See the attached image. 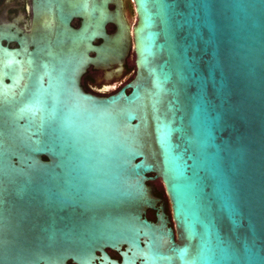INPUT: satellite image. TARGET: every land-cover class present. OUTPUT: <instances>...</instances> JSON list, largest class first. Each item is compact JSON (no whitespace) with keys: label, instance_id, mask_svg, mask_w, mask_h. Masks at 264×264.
<instances>
[{"label":"water","instance_id":"water-1","mask_svg":"<svg viewBox=\"0 0 264 264\" xmlns=\"http://www.w3.org/2000/svg\"><path fill=\"white\" fill-rule=\"evenodd\" d=\"M132 2L34 0L0 43V264H264V0Z\"/></svg>","mask_w":264,"mask_h":264},{"label":"flooded vegetation","instance_id":"flooded-vegetation-1","mask_svg":"<svg viewBox=\"0 0 264 264\" xmlns=\"http://www.w3.org/2000/svg\"><path fill=\"white\" fill-rule=\"evenodd\" d=\"M33 1L34 0H0V43L2 45L9 48H16L18 47V43L15 41V37H20L30 31L33 17ZM129 1L133 5L132 0ZM127 2L128 0H122L125 15ZM110 8H114V5H110ZM71 24L77 27L79 25V19H72ZM112 30L113 26L109 25L108 31L110 32ZM131 55L132 52L126 58L121 69H117L116 66H110L106 69H97L93 66H89L80 80V85L83 90L99 96H107L117 92L122 86L134 78L136 66L134 60L132 62L130 61ZM126 91L129 92V89ZM154 181L149 182V184L155 187L154 194L160 196L157 194L158 190L153 184ZM162 198L168 205L167 197L164 199L162 195ZM151 220L154 219L151 218ZM111 256L114 257L112 254Z\"/></svg>","mask_w":264,"mask_h":264},{"label":"rangeland","instance_id":"rangeland-1","mask_svg":"<svg viewBox=\"0 0 264 264\" xmlns=\"http://www.w3.org/2000/svg\"><path fill=\"white\" fill-rule=\"evenodd\" d=\"M126 16H127L128 20H129V23L131 25H133L136 20H135V16H134V12H133V5H132V3L129 0L127 2ZM133 60H134V54H132L131 57H130V61L132 62ZM129 77H130V75H129ZM153 184L162 192L164 199H166L165 192H163V190H164L163 184L160 181V179L155 180L153 182Z\"/></svg>","mask_w":264,"mask_h":264},{"label":"trees","instance_id":"trees-1","mask_svg":"<svg viewBox=\"0 0 264 264\" xmlns=\"http://www.w3.org/2000/svg\"><path fill=\"white\" fill-rule=\"evenodd\" d=\"M44 159H45V157H44ZM157 190H158V193L157 194H159L160 196H162L163 194H162V192L157 188ZM163 192H164V190H163ZM167 212L168 213H170V210H169V206L167 205ZM146 216L148 217V218H152V219H154V214H153V211L151 212L150 210H148L147 211V214H146ZM115 258H117V259H119V255L117 254V253H114V252H112L111 253ZM69 264H71V263H69Z\"/></svg>","mask_w":264,"mask_h":264}]
</instances>
